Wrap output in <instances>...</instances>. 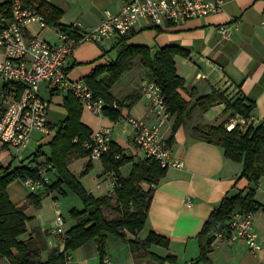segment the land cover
I'll list each match as a JSON object with an SVG mask.
<instances>
[{
	"label": "crops",
	"instance_id": "1",
	"mask_svg": "<svg viewBox=\"0 0 264 264\" xmlns=\"http://www.w3.org/2000/svg\"><path fill=\"white\" fill-rule=\"evenodd\" d=\"M6 1L0 0V4ZM45 1L61 12L60 25L72 26L78 23L79 27L76 30L78 33L95 27L100 22L104 10L115 13L121 7V0ZM223 2L220 12L184 23L165 22L155 26L140 21L124 38L128 45H143L151 52L171 45L178 46L187 52L186 57L176 55L174 62L176 73L184 80V87L179 89V93L188 101L189 113L184 116L183 123L174 131H172L173 115L170 114V118L163 124L165 137L167 140L170 139L167 144L171 156L180 160L182 165L179 168H166L164 175L154 183L145 226L135 233L136 238L144 240L148 233L153 232L167 238L168 246L151 244L140 248L139 252L142 251L145 254L142 258L135 260L125 241L107 234L104 264L170 262L160 263L150 257V254L160 258L173 256L175 261L170 262L173 264H186L188 261H193L195 264H264V177L259 179L256 186L249 184L245 178L240 177L241 163L225 158L221 147L204 141L193 131V127L197 125L215 126L222 122L227 124L230 120L244 130L246 126L256 125L264 118V24L262 23L264 0H223ZM219 25L230 27L232 35L229 40L220 38L217 33ZM60 32L53 26L45 23L40 26L36 22L28 23L23 29L25 39L37 36L52 44L59 42ZM116 42L107 41L106 43L110 44L108 47L105 41L98 43L87 41L76 47L67 56L64 64L68 79L83 81L96 67L109 65L115 58H110V55L113 54L114 50L111 49ZM105 76L106 74L103 73L97 80ZM144 79H148L146 70L141 66L139 59L135 58L130 68L110 86L108 92L114 99L113 104L120 109V115L115 121H111L102 113H92L78 101L80 122L91 132L100 128L109 129L113 149L122 153L124 157L131 158V161L115 169L122 178L129 174L130 166L140 160V155L142 156L134 143L131 128L124 122V117L133 116L149 123L154 122L153 117L147 112L146 100L140 93V83ZM16 87H20L19 92H16ZM213 91L224 94L230 102L237 98L252 101L254 108L249 118L241 119L233 110H225L224 104L221 103L213 104L205 111L192 106L199 96ZM20 92L21 85L0 81V117L7 105L16 99ZM39 95L50 103L47 114L48 133L33 132L32 135L37 136L31 135L28 144L16 153L12 148L0 145L1 166L14 168L21 163H28L40 146L45 144L48 146L57 125L66 119L67 111L64 101L67 94L51 90L42 83ZM43 150L41 148L42 153L47 155L49 149L47 152ZM80 159L89 160L87 157L72 158L68 169L73 175L77 174L76 177L82 184L80 179L82 177H78L80 167L76 170L72 169L77 166L76 162H82ZM90 163L93 168L87 175L91 176L93 184L90 187L83 184L82 186L92 196L98 197L97 195L101 196L107 191L104 175L106 171L102 159L90 160ZM149 186L148 183H141L144 190ZM251 190V201L255 209L250 214L260 249L251 253L243 242L229 243L213 240L206 256L207 261H199L197 236L212 210L218 206L226 194L234 195L239 192L246 195ZM6 192L10 202L15 207H21L28 219L26 232L20 237L26 235L28 238L33 229H39L44 234L47 250L41 253V260H46L50 249H58L62 252L64 244L50 235V229L56 224L53 217L47 219L43 215L44 195L53 191L32 193L20 179H15L7 185ZM30 195L33 202L29 200ZM50 197L52 201L57 199V197ZM60 205L59 209L63 217ZM52 207L54 212L53 203ZM53 214L55 216V213ZM70 221L66 226V219H64L66 231L74 225L72 218ZM133 237L131 234H126V239H133ZM111 238L115 241H111ZM111 242L114 248H111ZM98 245L97 241L88 242L74 251H69L66 254L65 264H99ZM0 264L9 263L5 258L0 257Z\"/></svg>",
	"mask_w": 264,
	"mask_h": 264
},
{
	"label": "trees",
	"instance_id": "2",
	"mask_svg": "<svg viewBox=\"0 0 264 264\" xmlns=\"http://www.w3.org/2000/svg\"><path fill=\"white\" fill-rule=\"evenodd\" d=\"M21 1L24 6L35 9L42 16L46 25L53 26L69 36L81 35L72 26L60 25L61 12L45 0ZM10 14L11 4L8 1L0 4V16L10 17ZM111 50L115 51L113 61L107 66L96 67L83 80L93 96L103 100L107 105L103 107L102 114L111 121L118 119L120 110L112 107L114 99L108 90L122 73L130 68L133 59L138 58L141 66L146 70L148 79L157 83L161 88L170 114L174 116L172 131L176 130L183 123L184 116L189 113V103L179 93V89L184 87V80L176 73L174 58L176 55L186 57L188 56L187 52L175 45L158 48L151 52L148 47L143 45H128L125 39H119ZM103 73L106 76L97 80ZM16 90L19 92L20 87H16ZM216 103L224 104L225 110H233L243 120L249 118L254 108L252 101L237 98L230 102L224 97V94L216 91L199 96L192 106L205 111ZM64 106L67 111L66 119L57 125L54 136L48 143L49 152L47 155H44L39 147L26 164L21 163L14 168L0 165V257L5 258L9 264H65L66 254L69 251H74L88 242L95 243L98 238L99 264H104L107 234L125 241L135 260L142 258L145 254L142 251L139 252L140 248L151 244L167 247L169 240L153 232L148 233L144 240H139L135 236V233L145 226L153 192L152 186L164 175L165 169L142 159L134 162L129 174L122 178L115 169L125 162L131 161L130 157L122 156V159L118 161L111 157L107 158L108 160L102 159L105 171L115 170L120 185L111 197L92 196L68 169L72 158L88 156L81 148L80 143L88 139L92 132L80 122V105L76 98L68 95L65 98ZM193 131L204 141L221 147L225 158L241 163L240 177L245 178L249 184L256 186L259 179L264 177V118L256 125L246 126L244 130H241L238 124L229 130L226 123L222 122L215 126L197 125L193 127ZM169 141L170 139L167 140V143ZM40 157L43 159L39 160ZM33 161L40 165L50 163L56 172V180L47 187L48 192L63 186L77 196L82 204L81 210L72 208L68 211L70 218L74 220V225L66 231L63 251L48 250L47 258L44 261L41 260V253L47 250L44 234L39 229H33L28 238L20 239V236L26 232L28 219L21 207H15L10 202L6 192L7 185L13 180L23 179L27 176L34 177V173L29 171L28 167ZM91 166L90 160H88L80 176L85 175ZM143 182L150 185L148 189L144 190L141 187ZM112 197H114V206L110 202ZM29 200L33 202L31 195ZM251 200L252 190L246 195L239 192L234 195L226 194L221 199L197 236L199 261H207L206 256L211 249L214 233L224 230L234 213L254 211V203ZM106 209H112L114 212L112 218L108 219L104 215ZM126 234L133 235V239H126ZM150 255L160 263L175 261L173 256L160 258Z\"/></svg>",
	"mask_w": 264,
	"mask_h": 264
},
{
	"label": "built area",
	"instance_id": "3",
	"mask_svg": "<svg viewBox=\"0 0 264 264\" xmlns=\"http://www.w3.org/2000/svg\"><path fill=\"white\" fill-rule=\"evenodd\" d=\"M7 1L11 4L10 17L0 16V81L21 85V92L7 105L0 117V145L12 148L15 153L28 144L33 132L48 133L47 114L50 103L39 95L42 83L51 90L73 96L92 113H102L104 101L96 99L83 81H70L64 68L67 56L80 44L124 39L140 21L159 26L165 22L178 24L203 18L220 12L224 3L223 0H121L120 10L115 13L104 10L95 27L75 37L60 32L59 42L52 44L37 36L25 39V25L36 22L43 26L42 16L35 9L24 6L21 0ZM72 27L77 30L79 24L75 23ZM217 33L223 40H229L232 35L230 27L226 25L217 26ZM140 93L146 100L147 112L154 122L149 123L133 116L124 117V122L131 128L135 145L143 159L149 163L163 169L179 168L182 163L171 156L163 131V124L170 118V111L161 88L154 81L144 79L140 83ZM113 107L119 109L114 104ZM236 124L230 120L226 127L230 130ZM80 145L91 161L109 157L118 161L123 156L113 149L111 132L106 128L93 131ZM28 167L34 177L23 178L22 184L32 193L47 191V187L56 180V172L50 163L40 165L33 161ZM104 175L107 184L104 196L111 197L120 185L118 176L113 169L107 170ZM52 203L56 224L50 229V235L64 244V219L57 199H53ZM214 241L243 242L251 253L260 249L251 214L245 212L234 213L226 228L214 233ZM186 264L195 263L188 261Z\"/></svg>",
	"mask_w": 264,
	"mask_h": 264
},
{
	"label": "rangeland",
	"instance_id": "4",
	"mask_svg": "<svg viewBox=\"0 0 264 264\" xmlns=\"http://www.w3.org/2000/svg\"><path fill=\"white\" fill-rule=\"evenodd\" d=\"M107 41H105V45L106 46H108V47H110V44H107L106 43ZM113 52V54L112 55H110V58H114L115 57V53H114V51H112ZM36 137L37 135H32V137ZM32 146H33V143L31 144ZM40 148H42V150H43V152H47V150L49 149L48 148V146L45 144V145H42V146H40ZM139 152H140V154H141V151L139 150ZM22 154H25V153H22ZM143 159V157L140 155V160H142ZM80 160H82V159H80ZM137 162V161H136ZM16 163V162H15ZM77 163V166H74V167H72V169H74V170H76L78 167H80V172L78 173V177H82V178H80L81 179V181H82V184H83V186H88V187H90L91 186V184H93L92 182H93V179L92 178H90L91 176L90 175H87L88 173H89V171L93 168L92 166H91V169L85 174V175H83V176H80V173L83 171V169H84V167H85V165H86V163H87V161H85L84 159L82 160V162H76ZM80 165V166H79ZM96 166V165H95ZM132 166V165H131ZM130 166V167H131ZM76 176H77V174H76ZM20 181H21V183H22V179H20ZM81 184V185H82ZM61 187H62V189H61ZM60 187V190L59 189H57V190H55V191H53L52 193H47V194H45L44 195V198H45V200H44V203H43V205H42V207H43V215L45 216V218H47V219H51L52 217H53V219H54V221H55V216H54V212H53V207H52V199H51V197L50 196H53V197H57V201H58V203H59V205L61 206V210H62V213H63V218L64 219H66V226H67V222L68 223H70L71 221H70V216H69V214H68V211L70 210V209H72V208H75V209H78V210H80V209H82V204H81V201L77 198V196H75L73 193H71L67 188H65V187H63V186H61ZM84 188V187H83ZM85 189V188H84ZM86 190V189H85ZM97 194H99V192L97 193ZM98 196V198L99 197H102V196H104V194L103 195H101L100 196V194L99 195H97ZM111 204L114 206V204H115V202H114V197H112V199H111ZM104 215L108 218V219H110V218H112L113 216H114V212L112 211V209H106V210H104ZM110 237H112V236H110ZM20 239H23V240H25L26 239V235H24V236H22V237H20ZM111 241H115V239L114 238H111ZM111 248H114L113 247V242H111Z\"/></svg>",
	"mask_w": 264,
	"mask_h": 264
},
{
	"label": "water",
	"instance_id": "5",
	"mask_svg": "<svg viewBox=\"0 0 264 264\" xmlns=\"http://www.w3.org/2000/svg\"><path fill=\"white\" fill-rule=\"evenodd\" d=\"M96 240L98 241V238Z\"/></svg>",
	"mask_w": 264,
	"mask_h": 264
}]
</instances>
